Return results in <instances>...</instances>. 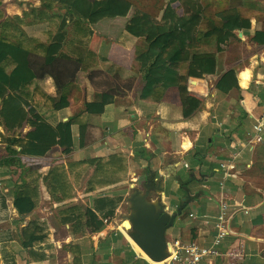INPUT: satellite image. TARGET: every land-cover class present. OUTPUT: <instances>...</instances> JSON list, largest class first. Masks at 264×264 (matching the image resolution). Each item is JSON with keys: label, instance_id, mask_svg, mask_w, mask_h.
Segmentation results:
<instances>
[{"label": "crops", "instance_id": "0c3cea01", "mask_svg": "<svg viewBox=\"0 0 264 264\" xmlns=\"http://www.w3.org/2000/svg\"><path fill=\"white\" fill-rule=\"evenodd\" d=\"M2 1L6 16L23 17L40 5V0ZM254 1L260 9L242 13L237 38L216 55V73L189 80L185 105L172 88L159 101L140 98V75L129 87L120 82L114 87L107 77L84 78L82 82L76 81L81 67L77 61L37 58L40 62L35 61V67L43 65L40 83L46 92L58 95V85L73 82L57 107L42 110L52 126L75 118L71 125L73 149L64 154L54 146L43 156H22V166H0V180L6 179L5 188L0 181V193L5 196V202L0 203V264L3 243L14 253L17 264H154L125 230L129 228L127 198L134 188L148 192L149 200L158 198L162 212L173 216L165 231L167 242L193 240L216 248L218 253L206 256L201 264H264V184L256 185L251 178L255 149L264 143V0ZM207 2L210 10L229 5L228 0ZM136 7L142 8L133 4L126 17L102 19L85 25V31L70 27L75 29L74 40H83L99 56L96 69L106 70L113 63L122 79L132 75L139 40L126 32L125 22ZM45 24L22 26L40 38ZM111 86L114 91L104 93L101 102H96L95 94ZM259 120L263 122L262 140L254 142L253 126ZM8 154L0 140V158ZM111 155L117 157L116 165L100 173L103 181L90 183L95 166H80L72 177L68 171L71 197L66 202L52 199L43 178L54 166ZM27 167H35L41 174L39 201L46 198L47 205L38 202L33 211L21 216L11 196L20 180H28ZM154 182L162 184L158 194L152 189ZM106 197L119 201L108 223L95 231L84 226L85 219L64 224L58 219L59 211L69 206L82 210L99 206L102 212L97 214L102 217L111 207ZM222 199L228 202V233L214 246ZM31 220L43 223L47 233L45 241L31 252L34 261L20 241L22 227ZM229 252L237 256L232 258Z\"/></svg>", "mask_w": 264, "mask_h": 264}, {"label": "trees", "instance_id": "16d2710c", "mask_svg": "<svg viewBox=\"0 0 264 264\" xmlns=\"http://www.w3.org/2000/svg\"><path fill=\"white\" fill-rule=\"evenodd\" d=\"M228 3V7L212 11L201 0H167L159 16L136 7L126 19L125 30L139 40V45L134 52L132 75L122 79L116 64H109L103 71L96 69L94 64L99 56L85 47L83 40L70 39L69 28L72 26L85 31V25H94L102 19L126 17L133 7L132 1L40 0L39 6L32 7L20 17L6 16L3 1L0 0V127L3 129L0 140L6 144L9 153L0 158V166H22V156H43L54 146H58L64 154L73 149L71 125L75 118L52 126L42 114V110L58 106L65 90L73 82L58 85V95L46 92L40 83L43 75L39 70L43 65L35 67V61L40 62L37 58L77 61L81 67L76 81L82 82L84 78L107 77L114 87H117V82L129 87L140 75L143 82L140 98L159 101L172 88L177 91L180 104L185 105L189 97V80L215 74L216 55L222 51L223 45L237 38L235 31L242 25V13L260 9L254 0H228ZM40 22L46 23L41 39L22 26H35ZM203 47L205 51H198ZM100 59L107 60L102 56ZM114 87L97 92L95 101L101 102L104 93L110 94ZM27 126L29 130L25 131ZM262 148L264 143L260 145V150ZM116 159L115 155H111L67 165L60 163L50 169L43 179L52 199L66 202L72 189L68 171L72 177L75 168L95 166V177L89 180L91 183V180L101 178L100 173L104 169L115 166ZM25 171L28 180H20L11 196V202L21 216L33 211L40 197L41 174L35 167H27ZM106 199L110 200L111 207L102 213V217L97 214L102 212L99 206L94 210L69 206L59 211L58 219L63 224L85 219L84 226L95 231L103 226L104 219L108 220L114 214L119 201V198ZM2 202H5V196L0 193ZM46 237L45 225L38 220H31L22 227L21 245L28 250L32 261L35 257L31 256V252ZM1 246L3 264H17L14 253L6 248L5 243Z\"/></svg>", "mask_w": 264, "mask_h": 264}, {"label": "water", "instance_id": "95a60500", "mask_svg": "<svg viewBox=\"0 0 264 264\" xmlns=\"http://www.w3.org/2000/svg\"><path fill=\"white\" fill-rule=\"evenodd\" d=\"M161 185L160 182H154L152 189L155 194L162 190ZM127 201L129 214L126 220L129 228L125 229L126 233L152 261L164 260L169 255L170 247L165 231L172 223L173 216L162 212V203L158 198L149 200L148 192L139 188L133 189Z\"/></svg>", "mask_w": 264, "mask_h": 264}, {"label": "built area", "instance_id": "2783aa9c", "mask_svg": "<svg viewBox=\"0 0 264 264\" xmlns=\"http://www.w3.org/2000/svg\"><path fill=\"white\" fill-rule=\"evenodd\" d=\"M255 135L253 136L254 142H261V132L263 130V122L259 120L253 126ZM223 166V165H222ZM228 168H230L228 166ZM228 202L222 199L220 201V208L218 219L215 222L216 234L213 240L214 246L218 245L221 240L228 233ZM104 223H108L107 219L103 220ZM169 247V255L160 262H154V264H201L202 260L211 254H216L218 251L215 247H203L196 241H182L180 239L172 240ZM232 258L236 257L237 254L234 252L227 253Z\"/></svg>", "mask_w": 264, "mask_h": 264}, {"label": "rangeland", "instance_id": "374dc122", "mask_svg": "<svg viewBox=\"0 0 264 264\" xmlns=\"http://www.w3.org/2000/svg\"><path fill=\"white\" fill-rule=\"evenodd\" d=\"M130 1H132L135 6L136 5H139L140 7H142L143 9H145L146 11H148L149 13H151L152 15H155V16H159L160 15L161 10L163 9V7L165 6V4L167 3V0H155L153 2H152V0H130ZM207 1L208 0H203V3L204 2L205 3H209ZM207 8H208V5H207ZM215 9L213 8L212 11L215 10ZM7 15L8 16H12L10 14H7ZM70 29L71 28H69V38L70 39L71 38H76L73 35L75 29H73L72 31ZM85 47H86V45H85ZM200 50L201 51H205L206 48L205 47L200 48L198 51H200ZM193 103L196 104L195 102H193ZM255 150H257V152H256L257 153V157L254 160V164H253V167H254L253 170L254 171L251 174V178H252V181L256 185H263L264 184V156H261V155H264V148H262L260 150V144H259V147H257ZM0 181L2 182L3 188H5V184L3 182L6 181V179H1ZM39 204H40V206H46L47 205L46 198H44L43 200L41 199L39 201Z\"/></svg>", "mask_w": 264, "mask_h": 264}]
</instances>
